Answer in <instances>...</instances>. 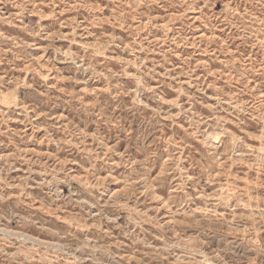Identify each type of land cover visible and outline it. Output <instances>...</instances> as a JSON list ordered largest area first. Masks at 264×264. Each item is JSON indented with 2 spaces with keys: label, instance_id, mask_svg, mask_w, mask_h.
<instances>
[{
  "label": "rangeland",
  "instance_id": "rangeland-1",
  "mask_svg": "<svg viewBox=\"0 0 264 264\" xmlns=\"http://www.w3.org/2000/svg\"><path fill=\"white\" fill-rule=\"evenodd\" d=\"M0 264H264V0H0Z\"/></svg>",
  "mask_w": 264,
  "mask_h": 264
}]
</instances>
